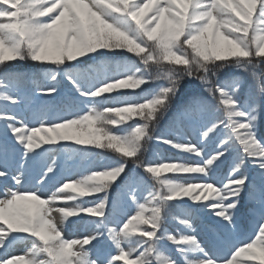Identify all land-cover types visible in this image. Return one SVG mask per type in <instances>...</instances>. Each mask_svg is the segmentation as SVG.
Returning <instances> with one entry per match:
<instances>
[{
  "label": "snow or ice",
  "instance_id": "obj_1",
  "mask_svg": "<svg viewBox=\"0 0 264 264\" xmlns=\"http://www.w3.org/2000/svg\"><path fill=\"white\" fill-rule=\"evenodd\" d=\"M0 264H264V0H0Z\"/></svg>",
  "mask_w": 264,
  "mask_h": 264
},
{
  "label": "rangeland",
  "instance_id": "obj_2",
  "mask_svg": "<svg viewBox=\"0 0 264 264\" xmlns=\"http://www.w3.org/2000/svg\"><path fill=\"white\" fill-rule=\"evenodd\" d=\"M148 148H149V150L145 154V157H144L145 159H148V160L154 159L151 157L152 155H155L156 157H164V159H166V157L167 158L170 157V155H168L169 154L168 152L163 151V149L157 147L154 143L149 145ZM114 195H115V193H114ZM67 235L69 237H71L74 235H78V233L76 232L75 228H70L67 231Z\"/></svg>",
  "mask_w": 264,
  "mask_h": 264
},
{
  "label": "trees",
  "instance_id": "obj_3",
  "mask_svg": "<svg viewBox=\"0 0 264 264\" xmlns=\"http://www.w3.org/2000/svg\"><path fill=\"white\" fill-rule=\"evenodd\" d=\"M223 78V77H222ZM156 145V144H155ZM156 146H158V145H156ZM158 147H160V148H162V149H164L165 151H167L169 154L168 155H174L175 156V158H177V153H175L174 151H172V150H169V149H166L165 147H163V146H158ZM105 155V154H104ZM105 156H108V157H110L111 156V154H106ZM152 158H155V159H159V158H157L155 155H152L151 156ZM103 158V157H102ZM172 159V158H171ZM184 159H188L187 157H184ZM173 213H175V210H173Z\"/></svg>",
  "mask_w": 264,
  "mask_h": 264
}]
</instances>
